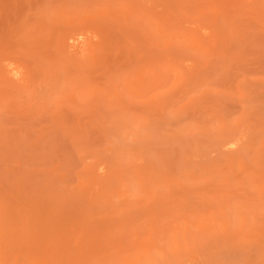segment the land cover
<instances>
[{"label": "rangeland", "instance_id": "1", "mask_svg": "<svg viewBox=\"0 0 264 264\" xmlns=\"http://www.w3.org/2000/svg\"><path fill=\"white\" fill-rule=\"evenodd\" d=\"M0 264H264V0H0Z\"/></svg>", "mask_w": 264, "mask_h": 264}, {"label": "bare ground", "instance_id": "2", "mask_svg": "<svg viewBox=\"0 0 264 264\" xmlns=\"http://www.w3.org/2000/svg\"><path fill=\"white\" fill-rule=\"evenodd\" d=\"M71 41H72V45L73 46H76L78 48H83L84 47L85 38L81 34H78L77 36L73 37L71 39ZM11 70H12L11 72L15 75V77L19 76L20 72L18 70H16L15 68H13Z\"/></svg>", "mask_w": 264, "mask_h": 264}]
</instances>
